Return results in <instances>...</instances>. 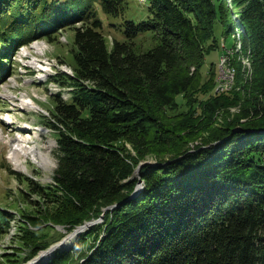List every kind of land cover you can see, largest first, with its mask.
Segmentation results:
<instances>
[{"label": "trees", "instance_id": "obj_1", "mask_svg": "<svg viewBox=\"0 0 264 264\" xmlns=\"http://www.w3.org/2000/svg\"><path fill=\"white\" fill-rule=\"evenodd\" d=\"M75 1L0 0L2 25L16 38V24H35L31 38L41 30L52 38L82 20L74 27L75 73L61 74L72 96L53 95L47 117L58 132L57 168L52 183L29 181L43 203L30 217L35 228L23 230L24 247L34 256L48 245L35 232L42 227L67 234L94 221L46 264H264V0H233L237 11L226 0H149L140 21L127 16L126 0H89L121 20L112 47L98 12L88 6L75 15ZM219 25L236 40L240 33L251 67H240V84L213 94V77L203 80L201 69ZM145 38L156 42L144 49ZM29 40L5 41L0 79ZM179 95L196 118L169 113L182 104ZM231 105L236 117L217 122ZM198 137L209 144L185 149ZM171 149L182 156L143 165L134 195L139 158Z\"/></svg>", "mask_w": 264, "mask_h": 264}, {"label": "rangeland", "instance_id": "obj_2", "mask_svg": "<svg viewBox=\"0 0 264 264\" xmlns=\"http://www.w3.org/2000/svg\"><path fill=\"white\" fill-rule=\"evenodd\" d=\"M70 1L72 2L73 0ZM126 1L128 3L127 16L136 21L142 20L147 14L149 0ZM74 3L73 6H77L74 7L76 10L75 15L86 9L88 6L90 9L98 12L99 18L104 22L109 47H112V42L115 37H122L116 26L121 20L119 18L108 17L103 12L98 1L89 2V0H76ZM226 3L230 5V8L237 11L238 5L234 3L233 0H226ZM20 5L24 6L22 4ZM11 6V8L14 9L12 12H15L17 10L16 6H19V4H13ZM239 7L240 9H243L245 4L240 5ZM5 9V6H2L0 3V66L7 63L6 59L8 58H6V56L10 52L8 48L9 46L5 41L8 39L11 41V38L14 42L19 38L22 40H31L32 35L36 33V31L33 30L36 27L35 24H26L25 26L16 24V28L19 30V32H17L19 33V38L14 37L13 32H9L12 27L2 25L6 24V19L2 18L7 15L5 14ZM19 9L24 11L26 8L20 7ZM64 13L70 14V11ZM239 20L241 21V19ZM81 21L82 20H78L74 23L66 24V26H62L59 30L51 32L52 38L49 35H45L44 31L41 30L43 34L41 33L42 35L40 37L42 38H39V42L45 43L44 45L39 44L36 47V45H33V41L20 48L19 46L15 48L12 53L11 63H8V66L12 69L0 81V114L3 116V121L4 117L6 121L10 119L13 120V127L7 124L0 125V264H46L54 254L53 250L50 251V249H60L56 246L63 239H66L64 241L66 242V246L62 245L60 247L71 248L77 243L78 237H74L75 235L73 234L69 236L71 232L66 234L62 228L54 229L51 227H42L35 232L42 238L47 237L48 245L39 249L36 255L33 256L30 250L27 247H24L22 237L24 235L23 230L26 226H29L31 229L35 228L29 222L30 217L38 213L37 210L41 208L43 203L41 195L30 190V179H32L34 183L43 185L52 183L54 172L57 168L58 132L54 128L55 126L48 121L47 117L51 116V111L54 107L53 91L55 89H63L61 96L65 100H70L72 96V84H63L61 74L69 73L70 75H73L75 73V62L72 57L74 27L79 25ZM237 24L238 23H236V26ZM242 25L244 28L246 27L244 23ZM222 31L220 25L216 27V39L212 45L213 49L206 53L201 69V77L203 80L209 77V75H212L211 77H213V80L209 81V84L214 87L212 89L213 94L228 91L232 87L240 84V67L245 71L247 66L243 61V57L247 53L245 46L243 45V48L240 50H235L237 40L232 36L231 32L225 34ZM155 42L156 41L151 38L139 40V43L143 45L144 49L153 45ZM40 45H42V47H40ZM226 45H232V54H230L228 59V67H235L236 71L234 80L227 82L222 90H218L217 87L220 86L219 84L221 80L224 79L223 69L228 70L222 60L226 55ZM46 62H50L54 66L51 67V64L48 65ZM42 69H51V73H47L50 77L49 80H46L47 70L44 71ZM207 96L208 95H202L201 97L205 98ZM26 98L32 99L37 107H34L33 109L26 108V105L24 104V99ZM178 100L181 101L182 104L174 111L169 110V113L175 115L177 111L182 110V119L191 118L193 115L197 116L198 112L193 110V108H190V106H186L185 103L187 102H183L184 100L181 95L178 96ZM203 102L204 101H202V104ZM226 109L229 112H222L218 117L216 116L217 122L222 123L226 118L228 121L233 120V117H236L238 112H240L239 108L235 105H231ZM224 114H227L228 117H224ZM3 121L0 122L3 123ZM205 133V135H208V132ZM18 137L28 138L32 145H39L43 147V149H47L51 157L54 159V166H41L30 157L25 161V170L17 169L9 158V154L14 139ZM195 140L196 141L189 142L184 146L185 149L195 150L196 144L202 146H207L206 144H209V142L205 143L202 137H198ZM127 145L132 150L133 155L138 157L139 154L137 150L130 143H127ZM168 145H170V143ZM181 154V152L179 154L178 151L171 149L166 152H150L147 153L145 157L139 158L140 162L136 166H140L139 172H135L133 175L138 178L136 187L138 188L140 186L142 190L144 185V180L140 173V169L143 165L147 163L157 164L160 160L178 158L182 156Z\"/></svg>", "mask_w": 264, "mask_h": 264}, {"label": "bare ground", "instance_id": "obj_3", "mask_svg": "<svg viewBox=\"0 0 264 264\" xmlns=\"http://www.w3.org/2000/svg\"><path fill=\"white\" fill-rule=\"evenodd\" d=\"M143 1V0H141ZM145 1V0H144ZM240 33L237 34V45H236V48L235 50H240L242 48V45H241V42H240ZM42 40V39H41ZM34 41V42H33ZM40 39L39 38H36V39H33L32 41H30L29 43L33 42V45H39V44H45L43 42H39ZM25 44H28V43H25ZM25 44H22L19 46V48L21 46H24ZM40 47H42V45H40ZM23 48V47H22ZM40 50V49H39ZM226 54V52H225ZM230 56V55H229ZM243 61L247 64V68H250L251 67V62L250 60L248 59V57H243ZM222 61V60H221ZM45 62V61H44ZM48 65L51 64V67H53L54 65L50 62H46ZM229 65V64H228ZM42 70H47L46 74H50L51 73V69H42ZM69 71V70H68ZM235 71H236V68L235 67H228V72H229V79L228 80H224L222 79L221 82H220V86L217 87L218 90H222L227 82H230L231 80L233 81L234 80V76H235ZM42 74V73H41ZM46 76V80H49L50 77ZM69 74V73H68ZM224 80V81H223ZM53 81V80H52ZM56 82V81H55ZM223 84V85H222ZM49 85V84H48ZM54 94L53 95H60L61 96V93H63V89L62 88H58V89H55L54 91ZM62 97V96H61ZM24 104L26 105V108H36L37 106L35 105V102L30 99V98H26L24 99ZM11 120V119H10ZM13 121V120H12ZM13 123H11L10 125H12ZM1 134V132H0ZM1 136V135H0ZM47 145V144H46ZM9 158L11 159L12 163L15 165V167L17 169H20V170H25L26 168V163L25 161L28 159V158H32L34 161H36L37 163H39L41 166H44V167H52L54 166V159L51 157V155L49 154V151L47 149H43V147L39 146V145H32L30 143V140L28 138H16L14 139V143L12 145V148L10 150V154H9ZM77 234V233H76ZM75 234V235H76ZM66 242L63 243V245H65ZM68 244V243H67ZM66 246V245H65ZM60 248H63V247H60ZM38 256V255H37ZM35 256V257H37ZM34 257V258H35ZM33 261V260H32ZM31 261V262H32ZM42 264V263H41Z\"/></svg>", "mask_w": 264, "mask_h": 264}, {"label": "water", "instance_id": "obj_4", "mask_svg": "<svg viewBox=\"0 0 264 264\" xmlns=\"http://www.w3.org/2000/svg\"><path fill=\"white\" fill-rule=\"evenodd\" d=\"M139 168H140V166L136 167L135 172L138 173V172H139ZM140 191H141V188H140V186H139V187L135 190L134 195L138 194ZM114 206H116V205H115V204L112 205V207H114ZM93 222H94V221H90V222H87V223H85V224L79 226L78 228H76L75 230H73V231L69 234V236H71L72 234L75 235V234L78 233L80 230H82L83 228H86L89 224H91V223H93ZM65 240H66V239H63L61 242H59V243L57 244V246H56V245H55V246H56V247H60V246H62ZM50 250H51V249H50Z\"/></svg>", "mask_w": 264, "mask_h": 264}, {"label": "built area", "instance_id": "obj_5", "mask_svg": "<svg viewBox=\"0 0 264 264\" xmlns=\"http://www.w3.org/2000/svg\"><path fill=\"white\" fill-rule=\"evenodd\" d=\"M226 49H227L226 55L223 57L222 60L224 62L223 64H225L226 68H228V59H229V55L232 54V45L231 46L226 45ZM223 72H224V80H228L229 77H230L228 70L227 69H223Z\"/></svg>", "mask_w": 264, "mask_h": 264}]
</instances>
